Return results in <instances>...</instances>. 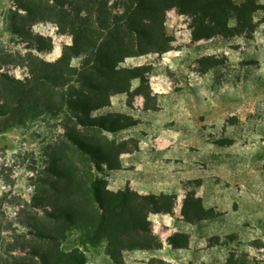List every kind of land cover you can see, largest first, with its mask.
Here are the masks:
<instances>
[{
  "label": "rangeland",
  "instance_id": "1",
  "mask_svg": "<svg viewBox=\"0 0 264 264\" xmlns=\"http://www.w3.org/2000/svg\"><path fill=\"white\" fill-rule=\"evenodd\" d=\"M27 1L0 0V111L3 74L24 81L28 53L53 62L72 42L52 20L31 24L20 17ZM259 1L252 34L212 26L198 31L189 15L168 11L170 49L122 63L150 67L149 99L118 93L92 114H117L120 124L132 125L113 132L77 127L107 150L109 163H79L67 139L76 126L69 113L44 112L24 122H16L17 114L0 115V264L37 261L29 252L39 243L27 234L26 221L34 223L42 201L56 197L50 189L56 160L78 176L86 165L112 192L172 196L170 212L149 214L162 246L130 248L123 264H264V0ZM16 25L30 35L15 33ZM35 34L51 37V50L30 48ZM138 85L133 80L132 89ZM131 241L130 247L136 243ZM61 249L82 252L85 264H115L105 241L88 240L78 225L69 228Z\"/></svg>",
  "mask_w": 264,
  "mask_h": 264
},
{
  "label": "trees",
  "instance_id": "2",
  "mask_svg": "<svg viewBox=\"0 0 264 264\" xmlns=\"http://www.w3.org/2000/svg\"><path fill=\"white\" fill-rule=\"evenodd\" d=\"M262 6L259 0H28L20 17L31 24L52 20L61 33L71 35L72 42L53 62L28 53L29 77L24 81L2 75L6 96L0 115L17 114L16 122H24L44 112L69 113L76 126L67 139L81 158L79 163H109L107 150L80 135L77 127L113 132L132 125L120 124L117 114H92L108 106L118 93L149 99L150 67L122 63L127 57L170 49L165 27L168 11L189 15L198 31L212 26L222 33L252 34ZM13 30L22 37L30 35L25 27L16 25ZM32 42L30 48L40 52L52 48L51 37L41 34L32 36ZM74 58L80 60L78 66L72 63ZM135 79L139 85L132 89ZM58 161L50 169L56 177L50 187L56 197L42 201L43 210L34 223L26 221L27 234L39 243L29 252L37 260L34 264H85L82 252L61 249L67 231L77 225L88 240L105 241L106 253L115 264H123L124 252L130 248L162 246L149 227V214L170 212L175 203L172 196L130 189L112 192L86 165L78 176ZM131 240L136 243L130 247Z\"/></svg>",
  "mask_w": 264,
  "mask_h": 264
}]
</instances>
